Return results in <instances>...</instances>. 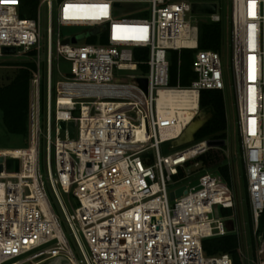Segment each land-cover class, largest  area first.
<instances>
[{
  "label": "built area",
  "instance_id": "obj_1",
  "mask_svg": "<svg viewBox=\"0 0 264 264\" xmlns=\"http://www.w3.org/2000/svg\"><path fill=\"white\" fill-rule=\"evenodd\" d=\"M27 1L0 0V50L14 47L16 54L37 57L29 84L28 146L0 148V264L58 257L69 264H235L228 254L206 256L202 248L203 240L229 234L238 239L242 264H264V0H232L242 199L219 173L202 170L197 158L212 149L208 140L165 155L160 148L169 143L168 150L175 149L201 112V91L224 90L221 54L198 48V19L191 13L192 3L214 2L216 14L205 17L218 22V0H38L32 17L21 15ZM70 5H106L107 14L93 19ZM62 28L82 31L63 36ZM182 49L195 51L194 79L172 86L171 54L177 52L179 64ZM61 59L70 63V74L53 86ZM138 78L146 79L145 90ZM61 121L74 123L73 139ZM8 159L18 161L17 171L14 165L7 171ZM182 186L185 193L170 199ZM243 203L254 226L250 261L240 220L232 230L224 223ZM229 210L231 215H222Z\"/></svg>",
  "mask_w": 264,
  "mask_h": 264
},
{
  "label": "trees",
  "instance_id": "obj_2",
  "mask_svg": "<svg viewBox=\"0 0 264 264\" xmlns=\"http://www.w3.org/2000/svg\"><path fill=\"white\" fill-rule=\"evenodd\" d=\"M38 0L26 2L27 12L22 16L32 17ZM198 48L219 51L224 40V22L220 16L218 22L198 21ZM193 50L182 49L180 63L178 64L177 52H172L170 61V84L179 82L182 86L190 84L194 79L191 69ZM137 53V52H135ZM33 55L34 52H30ZM17 69L11 77H6V82L0 84V116L4 131L9 135H16L26 139L29 111V84L31 72L35 64L31 61L15 64ZM179 76V78H178ZM199 106L207 110L210 118L196 131L195 140H226L227 119L223 93L219 90H203L200 92ZM189 119V118H188ZM188 122V121H187ZM186 122V123H187ZM225 145L221 148L209 149L200 155L202 168H216L222 178L229 182L228 166L225 164ZM249 227L252 222L249 218ZM264 227V211L259 219V228ZM203 252L206 256L228 254L235 264H242L239 253V242L235 235L229 234L220 237H211L202 241Z\"/></svg>",
  "mask_w": 264,
  "mask_h": 264
},
{
  "label": "rangeland",
  "instance_id": "obj_3",
  "mask_svg": "<svg viewBox=\"0 0 264 264\" xmlns=\"http://www.w3.org/2000/svg\"><path fill=\"white\" fill-rule=\"evenodd\" d=\"M219 3V14L223 18L224 22V40L221 45V48L219 50L221 54V64L222 69L224 71V90H223V99L225 104V110H226V119H227V139L225 140V149H224V155H225V164L228 166V172H229V184L230 186L236 191L238 199L244 198V190H245V179H244V171L242 167V159H241V149H240V143H239V137H238V128L236 124V111H235V105H234V93H233V87H232V75H231V67H232V61H231V49H230V36H231V21H232V0H218ZM194 18L198 19V21H208L213 22L209 18L202 16V15H194ZM44 24H42L41 29V35L43 36L40 46H41V53H40V62H41V73H42V87H41V94H40V109H41V125H42V132L44 133L45 128V119L44 114L46 112V93L44 91V79H45V48H44ZM81 28H62L61 33L62 35H70L73 33L81 32ZM29 53V52H28ZM28 53H19L16 55H2L0 56V84L6 82V77H11L14 71L17 69V66L15 64H22L27 61H35L37 57H30L28 56ZM193 54L195 53L192 52ZM35 63V62H33ZM54 71L52 73V85L54 86L55 82L58 80H62L63 76H67L70 74V63L60 60L58 70L53 68ZM132 72H129L131 74ZM126 72H119L118 76L121 78L124 77ZM173 84L172 86L177 85ZM180 85V84H179ZM182 86V85H180ZM210 115V113L207 110H201L200 114L196 117V120L193 122H201L204 120L206 116ZM197 140L193 137L188 140V138L185 136L181 140L175 142V149L168 150V145L164 144L161 148V153L163 155L173 152L174 150L182 149L186 146H190L193 144V142H196ZM43 144V141H42ZM170 144H173L171 142ZM28 146V136H26V139L16 136V135H9L6 134L2 125L1 116H0V148H7V149H15V148H24ZM50 166V164H49ZM51 171L54 170L53 165L50 166ZM40 170L43 175V179L46 182V174H45V166H44V159H43V145H42V151H41V157H40ZM202 170H208L210 172H216V168H202ZM47 197L51 201L55 211L59 214V211L54 203L53 197L49 191V189H46ZM63 199V195H61ZM233 212L229 211H222V215H231ZM235 215V219H232V221H224L226 225L228 226V229H234V227L237 225V222H241V228L243 230V236L242 241L244 243V246L246 248V255L247 258L251 259V251L253 249V240H252V228L249 227L248 220H247V214H248V208L246 204L240 205V207L237 209ZM240 217V218H239ZM230 222V223H228ZM238 222V224H239ZM259 230H264V227ZM78 256V253H77ZM24 258V257H21ZM38 259H35L34 261H37ZM43 264V263H40ZM46 264H49L48 262Z\"/></svg>",
  "mask_w": 264,
  "mask_h": 264
},
{
  "label": "water",
  "instance_id": "obj_4",
  "mask_svg": "<svg viewBox=\"0 0 264 264\" xmlns=\"http://www.w3.org/2000/svg\"><path fill=\"white\" fill-rule=\"evenodd\" d=\"M115 6H117V3L114 4ZM217 12V4L214 2L211 3H192L191 4V13L195 14V15H212V14H216ZM79 39V37L76 38H72L71 42L75 43L77 40ZM64 43H68V40H65ZM2 55H16V49L14 47H2L0 50ZM137 81L139 82V84L143 87V89H146V79L144 78H138ZM211 115H208L204 118V120H202L201 122H192L186 129L183 137H187L188 140H190L193 135L196 133V131L210 118ZM196 120V119H195ZM60 127L61 129H67V136L69 139H73L74 137V123L72 121L70 122H60ZM182 137V138H183ZM207 145L210 148H221L222 146L225 145V140H208L207 141ZM2 157H0V172L2 171ZM7 171H12L13 170V165H14V170L17 171L18 170V161L17 160H12V159H8L5 162ZM185 186H182L181 188L173 191L170 193V199H174L175 197L180 196L181 194L185 193ZM49 264H69L68 261L64 258L58 257V258H54L51 259L49 262ZM46 264V263H43Z\"/></svg>",
  "mask_w": 264,
  "mask_h": 264
},
{
  "label": "snow or ice",
  "instance_id": "obj_5",
  "mask_svg": "<svg viewBox=\"0 0 264 264\" xmlns=\"http://www.w3.org/2000/svg\"><path fill=\"white\" fill-rule=\"evenodd\" d=\"M70 8L76 7L78 11L84 13L85 15L91 14V18H99L100 15L107 14V6L106 5H91V6H69ZM67 12V9H66ZM143 32L144 30H139ZM118 39H128V38H137V37H127V36H118ZM138 38H144L140 36ZM254 79V76L252 77Z\"/></svg>",
  "mask_w": 264,
  "mask_h": 264
},
{
  "label": "bare ground",
  "instance_id": "obj_6",
  "mask_svg": "<svg viewBox=\"0 0 264 264\" xmlns=\"http://www.w3.org/2000/svg\"><path fill=\"white\" fill-rule=\"evenodd\" d=\"M161 99L163 100V99H165V96H164V93H161ZM186 117H184L183 119H184V121H188L189 122V120H188V118H190V115L189 114H187V115H185Z\"/></svg>",
  "mask_w": 264,
  "mask_h": 264
}]
</instances>
